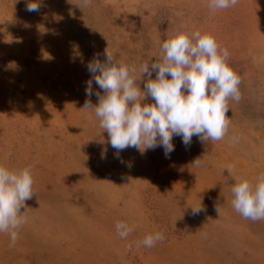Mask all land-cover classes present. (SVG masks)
Listing matches in <instances>:
<instances>
[{"label": "rangeland", "instance_id": "obj_1", "mask_svg": "<svg viewBox=\"0 0 264 264\" xmlns=\"http://www.w3.org/2000/svg\"><path fill=\"white\" fill-rule=\"evenodd\" d=\"M30 2L0 0V165L30 167L34 181L15 246L0 233V264H264V220L234 210L230 185L264 173V0L217 10L209 0H39L28 12ZM176 29L228 51L241 99L227 101V133L187 147L174 136L168 158L130 147L118 159L84 108L99 102L88 80L104 94L86 66L107 48L139 80ZM117 221L133 227L126 239ZM156 232L163 241L137 246Z\"/></svg>", "mask_w": 264, "mask_h": 264}, {"label": "clouds", "instance_id": "obj_2", "mask_svg": "<svg viewBox=\"0 0 264 264\" xmlns=\"http://www.w3.org/2000/svg\"><path fill=\"white\" fill-rule=\"evenodd\" d=\"M90 2L84 0L85 6ZM237 3L238 0H209V7L228 9ZM40 7L39 0H32L26 11L38 12ZM160 48V58L151 65L140 66L139 80L147 77L143 90L137 83V70L117 61L107 48L104 62L94 58L86 66L104 94L94 93L92 80H88L86 96L95 94L99 102L93 105L86 99L84 108L94 111L99 118L118 159V154L130 147L141 152L162 147L168 158L174 151V136L181 137L186 147L193 136L201 142L219 141L225 137L230 123L227 101L241 99L240 78L226 62L228 51L220 49L211 34L196 30L189 35L176 29L167 34ZM149 98L153 103L142 104ZM231 140L238 142L237 137ZM192 164L202 166L200 159ZM227 171H231V166ZM233 179L230 185L234 210L244 219L264 220V173L254 183L239 177ZM33 182L30 167L9 169L0 165V233L10 236V246H15L18 229L26 223L25 211L21 209L33 197ZM192 209L194 214L203 210ZM115 228L121 239L134 230L122 221H117ZM163 239V233L156 232L146 235L137 246L151 248Z\"/></svg>", "mask_w": 264, "mask_h": 264}]
</instances>
